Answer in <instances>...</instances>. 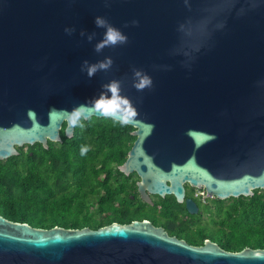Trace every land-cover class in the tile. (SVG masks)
Listing matches in <instances>:
<instances>
[{
    "label": "water",
    "instance_id": "95a60500",
    "mask_svg": "<svg viewBox=\"0 0 264 264\" xmlns=\"http://www.w3.org/2000/svg\"><path fill=\"white\" fill-rule=\"evenodd\" d=\"M187 2L0 0V160L24 145L61 141L63 123L72 137L74 128L52 109L70 111L118 79L137 111L118 169L138 175L145 201L151 193L182 202L184 183L220 199L264 189V0L254 9L246 0L232 8L221 5L233 0ZM96 16L128 43L97 53L105 29ZM106 56L108 71L91 78L81 71L84 60ZM133 67L152 78L151 89L132 86ZM186 205L196 212L190 199ZM0 264H264V248L193 245L147 219L42 228L0 214Z\"/></svg>",
    "mask_w": 264,
    "mask_h": 264
},
{
    "label": "trees",
    "instance_id": "16d2710c",
    "mask_svg": "<svg viewBox=\"0 0 264 264\" xmlns=\"http://www.w3.org/2000/svg\"><path fill=\"white\" fill-rule=\"evenodd\" d=\"M82 123L59 144L24 145L0 160V214L42 228H98L121 220L112 206L117 190L111 178L123 175L118 165L133 139L125 130L131 126L95 116ZM82 146L89 148L83 156ZM221 225L217 241L224 249L264 248V189L228 198Z\"/></svg>",
    "mask_w": 264,
    "mask_h": 264
},
{
    "label": "flooded vegetation",
    "instance_id": "af4514ba",
    "mask_svg": "<svg viewBox=\"0 0 264 264\" xmlns=\"http://www.w3.org/2000/svg\"><path fill=\"white\" fill-rule=\"evenodd\" d=\"M64 126L65 123L60 130L62 139ZM125 130L129 133L128 137L133 136L129 150L135 139L131 133L134 127L125 128ZM61 142L62 140L53 143L56 145ZM36 143L38 142L34 144ZM138 180L139 177L135 172L128 175L116 174L114 178H111L113 189L117 190V199L112 206L121 216V220L114 219L111 222L130 223L133 220L147 219L155 228L160 227L169 236L183 239L189 244L201 245L208 239L220 245L217 238L223 235L224 226L221 225V219L226 210L227 199L211 196L204 188H201L205 193V198L202 199L195 195L198 188L184 183V200L182 202L178 201L173 194L160 196L149 193L152 201L150 203L141 197L137 185ZM187 199H190L192 204L196 206V212L189 211L186 205ZM97 207L99 206L97 205ZM129 216L130 218H128ZM199 237L205 238L199 241Z\"/></svg>",
    "mask_w": 264,
    "mask_h": 264
},
{
    "label": "clouds",
    "instance_id": "9594fccd",
    "mask_svg": "<svg viewBox=\"0 0 264 264\" xmlns=\"http://www.w3.org/2000/svg\"><path fill=\"white\" fill-rule=\"evenodd\" d=\"M249 8H256L258 6L257 0H246ZM236 0L230 5H221L222 7H233ZM185 6H188L187 0H185ZM247 9L241 7L238 14H243ZM94 23L98 28H103V37L94 45V50L99 53L104 48H113L117 45H124L128 43V37L120 31L117 27L113 26L105 17L96 16ZM133 25H137L138 21H131ZM128 24H125L127 27ZM64 31L71 35L74 31V27H66ZM84 35L83 31L80 33ZM96 33L93 32L88 35L87 39L89 42L92 41ZM113 64L111 57L106 56L103 60L97 61L96 63L89 64L87 60H84L81 64V71H86L89 78L93 77L98 71H108ZM185 66H188L187 64ZM132 86L137 91H143L145 89H151L153 87L152 78L144 72L142 69L133 67L132 69ZM32 110L30 109L29 112ZM52 111H60L64 114V118L68 121L71 128L80 127L83 128V120L88 119L92 115H99L105 118H110L114 121H118L121 125H127L132 123L137 116V111L134 109L131 100L122 94V81L118 79H111L107 83L102 85V91L89 101L85 103L73 106L69 111L67 109H55ZM89 151L87 146H82L80 154L86 155Z\"/></svg>",
    "mask_w": 264,
    "mask_h": 264
},
{
    "label": "built area",
    "instance_id": "2783aa9c",
    "mask_svg": "<svg viewBox=\"0 0 264 264\" xmlns=\"http://www.w3.org/2000/svg\"><path fill=\"white\" fill-rule=\"evenodd\" d=\"M195 195L198 196V197H200V198H202V199L205 198L204 197L205 193H204V190L203 189H196Z\"/></svg>",
    "mask_w": 264,
    "mask_h": 264
},
{
    "label": "rangeland",
    "instance_id": "374dc122",
    "mask_svg": "<svg viewBox=\"0 0 264 264\" xmlns=\"http://www.w3.org/2000/svg\"><path fill=\"white\" fill-rule=\"evenodd\" d=\"M226 199H228V198H226Z\"/></svg>",
    "mask_w": 264,
    "mask_h": 264
}]
</instances>
